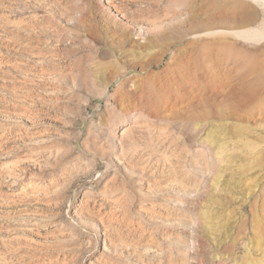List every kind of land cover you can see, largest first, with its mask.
<instances>
[{"label": "rangeland", "instance_id": "rangeland-1", "mask_svg": "<svg viewBox=\"0 0 264 264\" xmlns=\"http://www.w3.org/2000/svg\"><path fill=\"white\" fill-rule=\"evenodd\" d=\"M184 14L0 0V264H264V39Z\"/></svg>", "mask_w": 264, "mask_h": 264}, {"label": "bare ground", "instance_id": "bare-ground-1", "mask_svg": "<svg viewBox=\"0 0 264 264\" xmlns=\"http://www.w3.org/2000/svg\"><path fill=\"white\" fill-rule=\"evenodd\" d=\"M193 1L194 0H180L181 9H183V11H186V14H184L185 17H189L188 22L190 24V27H193L196 30H202V28L204 27L208 28L203 32L194 33V35H231L247 42H255L264 39V30H262L258 25V19L261 17L262 19H264V0H206L205 9L209 12H203L205 13V17L199 16L202 15L201 5H196L193 3ZM201 2H203V0H201ZM230 23H233V25H235V29H227L228 27H224V25ZM214 24L219 25V27L211 28ZM183 27L184 25H181V31L179 32L180 35H185L186 33H188L186 29H183ZM238 27L242 28L236 29ZM120 76L121 74H118L117 78H119ZM125 81L126 79L118 83L119 90L123 89ZM5 170L7 174L15 178H18V176H22L20 171H22V174L24 173L23 169L17 164V162H13L10 166L6 165ZM17 171H19L20 173ZM38 182L40 181H28V183L25 184L27 185V187L39 191V189L42 188L43 184ZM114 188V191L123 190L122 188L117 186H115Z\"/></svg>", "mask_w": 264, "mask_h": 264}]
</instances>
